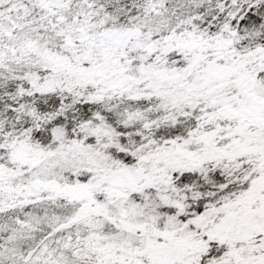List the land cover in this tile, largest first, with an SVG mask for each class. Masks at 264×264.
Instances as JSON below:
<instances>
[{
  "label": "snow or ice",
  "instance_id": "snow-or-ice-1",
  "mask_svg": "<svg viewBox=\"0 0 264 264\" xmlns=\"http://www.w3.org/2000/svg\"><path fill=\"white\" fill-rule=\"evenodd\" d=\"M0 264H264V0H0Z\"/></svg>",
  "mask_w": 264,
  "mask_h": 264
}]
</instances>
